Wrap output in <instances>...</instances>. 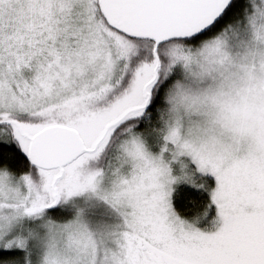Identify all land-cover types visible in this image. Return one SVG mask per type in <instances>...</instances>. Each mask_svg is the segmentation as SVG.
Masks as SVG:
<instances>
[{
	"label": "snow or ice",
	"instance_id": "snow-or-ice-1",
	"mask_svg": "<svg viewBox=\"0 0 264 264\" xmlns=\"http://www.w3.org/2000/svg\"><path fill=\"white\" fill-rule=\"evenodd\" d=\"M0 264H264V0H0Z\"/></svg>",
	"mask_w": 264,
	"mask_h": 264
}]
</instances>
